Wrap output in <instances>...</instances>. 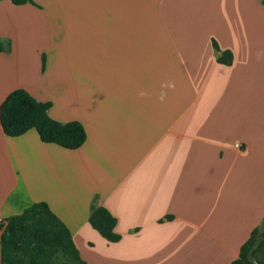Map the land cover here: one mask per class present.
<instances>
[{"label":"crops","instance_id":"1","mask_svg":"<svg viewBox=\"0 0 264 264\" xmlns=\"http://www.w3.org/2000/svg\"><path fill=\"white\" fill-rule=\"evenodd\" d=\"M33 1H0V109L24 89L87 139L0 119L2 217L46 202L87 264L236 261L264 224L263 0Z\"/></svg>","mask_w":264,"mask_h":264},{"label":"trees","instance_id":"2","mask_svg":"<svg viewBox=\"0 0 264 264\" xmlns=\"http://www.w3.org/2000/svg\"><path fill=\"white\" fill-rule=\"evenodd\" d=\"M12 2L16 5L34 4L33 0ZM5 50V44L0 42V52ZM231 61V53L226 52L221 62ZM51 106V103L38 101L24 89L13 91L0 109L5 134L19 137L36 129L46 144H55L68 150L80 148L87 139L84 126L78 121L62 123L51 118ZM89 221L109 242L120 241L121 236L116 232L117 219L107 208L94 207ZM263 238L264 232L254 230L242 246L239 258L232 264H256L253 255L259 240ZM0 259L2 264H87L70 230L46 202L35 203L21 214L8 219L7 228L0 237Z\"/></svg>","mask_w":264,"mask_h":264},{"label":"rangeland","instance_id":"3","mask_svg":"<svg viewBox=\"0 0 264 264\" xmlns=\"http://www.w3.org/2000/svg\"><path fill=\"white\" fill-rule=\"evenodd\" d=\"M5 220H6V224L8 225V219ZM259 229L261 232H264V224ZM253 260L256 264H264V238L259 240L257 250L253 255Z\"/></svg>","mask_w":264,"mask_h":264},{"label":"built area","instance_id":"4","mask_svg":"<svg viewBox=\"0 0 264 264\" xmlns=\"http://www.w3.org/2000/svg\"><path fill=\"white\" fill-rule=\"evenodd\" d=\"M6 220L2 217L1 209H0V237L4 234L6 230Z\"/></svg>","mask_w":264,"mask_h":264}]
</instances>
